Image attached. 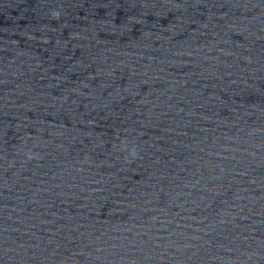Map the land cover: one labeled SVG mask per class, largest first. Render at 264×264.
<instances>
[{"label":"water","instance_id":"obj_1","mask_svg":"<svg viewBox=\"0 0 264 264\" xmlns=\"http://www.w3.org/2000/svg\"><path fill=\"white\" fill-rule=\"evenodd\" d=\"M0 264H264V0H0Z\"/></svg>","mask_w":264,"mask_h":264}]
</instances>
